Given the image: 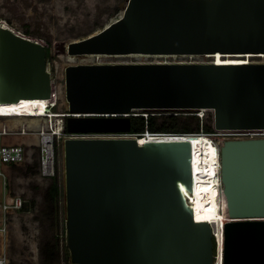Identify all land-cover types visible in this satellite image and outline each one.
Masks as SVG:
<instances>
[{
    "label": "water",
    "instance_id": "obj_1",
    "mask_svg": "<svg viewBox=\"0 0 264 264\" xmlns=\"http://www.w3.org/2000/svg\"><path fill=\"white\" fill-rule=\"evenodd\" d=\"M57 51L91 60L64 68L67 132L128 134L61 142L68 264H213L214 229L184 194L194 192L192 136L142 143L132 117L204 112L216 131L264 130V62L95 59L261 57L264 0H127L111 24ZM48 53L0 24V102L52 97ZM219 155L223 264H264V135L225 139Z\"/></svg>",
    "mask_w": 264,
    "mask_h": 264
},
{
    "label": "rangeland",
    "instance_id": "obj_2",
    "mask_svg": "<svg viewBox=\"0 0 264 264\" xmlns=\"http://www.w3.org/2000/svg\"><path fill=\"white\" fill-rule=\"evenodd\" d=\"M127 0H0V19L4 20L15 32L27 38L33 39L48 46L49 50V65L52 71V76L55 83V88L58 93L57 113L64 112L63 101L60 99L63 92V73L66 65L76 63H89L90 59L76 58L72 59L57 51L62 43L81 40L89 37L115 21L120 15ZM9 22V23H8ZM247 62H264V57H244L240 58ZM96 62H179V61H201L208 62L211 58L207 57H110L100 58ZM60 105V106H59ZM137 116H148L151 113H134ZM174 114V113H173ZM181 114V113H175ZM196 113L183 114L184 116H194ZM180 116V115H179ZM201 126L203 120H209V113H206L204 118H200ZM21 121V122H20ZM27 121L33 123L37 127L35 134L39 133L45 125L48 127L46 120H30L28 118L21 120H0L5 124H17L21 128L25 127ZM56 125H61L62 122L54 119ZM193 121V128L197 126V120ZM17 130H20V128ZM40 134V133H39ZM38 148L35 156L31 160L40 158V136ZM241 134V133H239ZM237 135V134H236ZM256 136V135H255ZM229 135L217 138V141L222 142L225 139H234ZM31 157V156H30ZM35 157V158H34ZM39 157V158H38ZM61 157V153H60ZM59 157V159H61ZM60 170L58 176L62 179V160H59ZM37 163V162H36ZM24 182L22 186H26ZM223 203V197L220 196ZM47 205L36 221L39 225L37 236L35 231L30 228L25 229V222H21L23 232H16L11 238L9 246L10 264H42L41 251L44 246L54 241L60 243L59 235L64 230V213L63 203L61 212L56 218V225L53 226L52 215L47 213ZM24 220V219H23ZM33 221V223H34ZM29 220H27V223ZM31 225V223H29ZM36 227V226H35ZM34 227V228H35ZM36 229V228H35ZM41 249V251H40ZM61 258V256H60ZM61 264H66V261H60Z\"/></svg>",
    "mask_w": 264,
    "mask_h": 264
},
{
    "label": "bare ground",
    "instance_id": "obj_3",
    "mask_svg": "<svg viewBox=\"0 0 264 264\" xmlns=\"http://www.w3.org/2000/svg\"><path fill=\"white\" fill-rule=\"evenodd\" d=\"M0 24L6 27L9 25L0 19ZM11 28V27H10ZM253 57V55H247ZM241 57H223L221 54L216 56H206L211 58L218 65L222 64H247L250 62L241 60ZM264 57V55H261ZM151 62V61H148ZM53 102V101H52ZM49 101L47 99H22L20 101L0 102V118L19 116L43 117L47 113ZM8 120V119H7ZM222 135H264V130L247 131H219ZM193 144V173H194V192L191 194L185 191L188 202L194 208L195 218L198 221L209 222L216 236L219 246H223V234L225 224L229 222L227 208L221 202V182L219 176L220 157L219 150L210 138L205 136H192ZM149 134L141 137V142L148 141Z\"/></svg>",
    "mask_w": 264,
    "mask_h": 264
},
{
    "label": "built area",
    "instance_id": "obj_4",
    "mask_svg": "<svg viewBox=\"0 0 264 264\" xmlns=\"http://www.w3.org/2000/svg\"><path fill=\"white\" fill-rule=\"evenodd\" d=\"M43 44V43H42ZM45 45V44H44ZM192 57V56H191ZM96 59L99 61L100 58L96 57ZM250 62V60H249ZM54 93L50 99H47L49 101L48 107H47V113H45L44 118H48L49 126L47 129L42 128V130L39 133L40 136V171L41 174L44 177L53 178L58 175V169L60 170L59 164V153L58 149H60L61 142L64 138L68 137H74V136H127L128 134H71L68 133L66 130V124L64 122V118L70 116L69 113L59 112L57 113L56 108L58 107V93L55 90V83L53 86ZM53 101V102H52ZM54 116H56V119L58 121L62 122L61 125H56L54 121ZM201 118H204V114L200 113ZM19 117H34V116H19ZM15 133V132H14ZM18 133V132H17ZM11 132H7L6 130H3L0 132V216H2L3 213H6L8 211H17L22 213H28L31 214L33 212L32 205L30 204V201L23 198L22 196H14L12 197L11 201H8L9 197V188H8V179L5 173L2 170V165H11V164H19L25 161V150L22 146H14V145H4L1 143V138L7 135H12ZM19 134H25V133H19ZM147 134H149L150 139H178L182 137H190V136H205L207 138H210L213 143L216 145V147L220 148V142L217 141V138H221L224 135H222L219 131H214L213 133H206L201 128L199 133H192V134H168V133H150L146 132L143 134L145 137ZM231 137L236 138H249L254 135L250 134H238V135H229ZM220 168V166H219ZM225 205V204H223ZM0 232L5 233L6 232V223L4 222L3 226L0 228ZM64 230L61 232V234L58 236L60 241V256L62 260H66L65 256V238H64ZM214 241H215V251H214V263L213 264H223L224 263V239H223V246L220 248V244L218 242V237L216 236V233L214 235ZM0 264H8L7 258L5 256L0 257Z\"/></svg>",
    "mask_w": 264,
    "mask_h": 264
},
{
    "label": "crops",
    "instance_id": "obj_5",
    "mask_svg": "<svg viewBox=\"0 0 264 264\" xmlns=\"http://www.w3.org/2000/svg\"><path fill=\"white\" fill-rule=\"evenodd\" d=\"M23 122L27 123L23 129L27 128L30 131H35L37 129L35 124L27 121ZM17 128H20V130H17ZM7 129L12 131L13 134L2 137L1 143L4 145L22 146L25 150L26 156L25 161L22 163L1 166L8 179L10 194L8 201H11L14 196H22L30 201L33 208V212L31 214L8 211L0 216V228L3 226L4 222L6 223V232H0V257L5 256L7 258V263L10 264L9 246L13 234L16 232H23V229L20 228L22 221L25 222V229L30 228L31 231H35L37 233L39 225L34 220H36V217H39L42 213H44L43 209L46 206V196L53 181L52 178L44 177L41 174L39 157L38 160L35 157L34 161L31 160V158L35 156L36 149L38 148L39 138L37 135L32 133L19 134V131L22 130L19 125L0 122V132ZM24 182H27L26 186H22ZM27 220H29L28 223ZM29 223H31V225ZM36 235L39 236L38 233Z\"/></svg>",
    "mask_w": 264,
    "mask_h": 264
},
{
    "label": "trees",
    "instance_id": "obj_6",
    "mask_svg": "<svg viewBox=\"0 0 264 264\" xmlns=\"http://www.w3.org/2000/svg\"><path fill=\"white\" fill-rule=\"evenodd\" d=\"M9 23V22H8ZM49 54V53H48ZM180 115V116H179ZM197 120V126L193 128V121ZM201 120L194 116H184L183 114H163L161 116L148 115L132 117V130L131 133L135 135H143L146 132L150 133H168V134H192L199 133L201 130ZM203 129L206 133H213V118L209 114V120H203ZM58 157H60V149H58ZM61 158V157H60ZM61 160V159H59ZM52 185L46 196L47 213L52 215L53 226L56 225L55 221L61 212V205L63 203V188L62 180L57 175L52 178ZM223 202L226 204L225 198ZM66 264H68V252L65 249ZM43 264H61L60 258V243L50 241L42 249Z\"/></svg>",
    "mask_w": 264,
    "mask_h": 264
},
{
    "label": "clouds",
    "instance_id": "obj_7",
    "mask_svg": "<svg viewBox=\"0 0 264 264\" xmlns=\"http://www.w3.org/2000/svg\"><path fill=\"white\" fill-rule=\"evenodd\" d=\"M200 113H203L204 116H205V114H206V113H204V112H198V113H196L195 115H196L199 119L201 118ZM146 117H147V116H146ZM202 127H203V126H202ZM213 130L216 131V130L214 129V127H213ZM214 131H213V132H214ZM254 136H255V135H254ZM221 144H222V142H220V147H221ZM219 154H220V148H219ZM219 157H220V155H219ZM222 204H225V203L223 202Z\"/></svg>",
    "mask_w": 264,
    "mask_h": 264
}]
</instances>
